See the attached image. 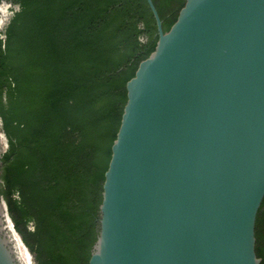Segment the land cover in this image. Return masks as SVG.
<instances>
[{
	"label": "water",
	"instance_id": "95a60500",
	"mask_svg": "<svg viewBox=\"0 0 264 264\" xmlns=\"http://www.w3.org/2000/svg\"><path fill=\"white\" fill-rule=\"evenodd\" d=\"M147 2L159 39L127 82L89 264H261L264 0H186L166 32ZM8 215L0 192V264H25Z\"/></svg>",
	"mask_w": 264,
	"mask_h": 264
},
{
	"label": "trees",
	"instance_id": "16d2710c",
	"mask_svg": "<svg viewBox=\"0 0 264 264\" xmlns=\"http://www.w3.org/2000/svg\"><path fill=\"white\" fill-rule=\"evenodd\" d=\"M3 0H0V4ZM0 28V192L37 264H89L127 82L159 39L147 0H12ZM164 31L186 0H153ZM264 264V201L256 223Z\"/></svg>",
	"mask_w": 264,
	"mask_h": 264
},
{
	"label": "rangeland",
	"instance_id": "374dc122",
	"mask_svg": "<svg viewBox=\"0 0 264 264\" xmlns=\"http://www.w3.org/2000/svg\"><path fill=\"white\" fill-rule=\"evenodd\" d=\"M19 9H20V6L14 3L12 0L2 1V3L0 4V26L2 27L4 31L6 27L8 26L11 18L14 16L15 11H18ZM8 146H9L8 140L3 130L2 119L0 118V148H1L2 154L6 152V150L8 149ZM1 167L2 165H0V177L2 176ZM1 185H2V179L0 180V186ZM30 255L33 258L34 264H37L35 256L32 253H30Z\"/></svg>",
	"mask_w": 264,
	"mask_h": 264
},
{
	"label": "bare ground",
	"instance_id": "6f19581e",
	"mask_svg": "<svg viewBox=\"0 0 264 264\" xmlns=\"http://www.w3.org/2000/svg\"><path fill=\"white\" fill-rule=\"evenodd\" d=\"M6 213V210H4V214ZM7 217V214H6ZM9 217V215H8ZM9 219V218H8ZM10 225V229L14 235V240L16 242V246L17 249L19 251L20 256L22 257V259L24 260L25 264H34L33 262V258L30 255V251L29 249L24 245V242L22 240V238L18 235L17 231L15 230V228L13 227L11 221L8 222ZM30 252V253H29Z\"/></svg>",
	"mask_w": 264,
	"mask_h": 264
}]
</instances>
